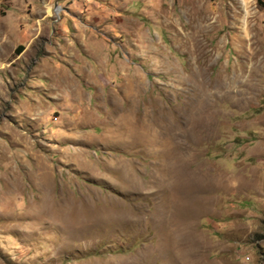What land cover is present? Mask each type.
<instances>
[{
  "label": "rangeland",
  "instance_id": "rangeland-1",
  "mask_svg": "<svg viewBox=\"0 0 264 264\" xmlns=\"http://www.w3.org/2000/svg\"><path fill=\"white\" fill-rule=\"evenodd\" d=\"M0 264H264V0H0Z\"/></svg>",
  "mask_w": 264,
  "mask_h": 264
},
{
  "label": "bare ground",
  "instance_id": "bare-ground-1",
  "mask_svg": "<svg viewBox=\"0 0 264 264\" xmlns=\"http://www.w3.org/2000/svg\"><path fill=\"white\" fill-rule=\"evenodd\" d=\"M197 112H198V111H197ZM193 115H194V114H193ZM193 118H194V117H193ZM188 120H189V119H188ZM192 120H193V119H192ZM206 120H207V119H206ZM207 122H209V121H207ZM193 128H194V127H193ZM185 130H186V128H185ZM187 130H188V129H187ZM182 131H183V130H182ZM187 132H188V131H187ZM190 134H191V133H190ZM181 135H182V134H181ZM181 135H180V136H181ZM171 136H172V135H171ZM174 136L177 138L179 135L176 134V135H174ZM180 136H179V137H180ZM182 136H183V135H182ZM166 137H167V139H168V138H171L169 134H167ZM183 139H184V137H183ZM181 141H182V140H181ZM172 144H173V142H172ZM174 145H175V144H174ZM169 150H170V149H169ZM174 151H175V150H170L168 154L172 155V154L174 153ZM176 151H177V150H176ZM176 151H175V153H177ZM179 151H180V150H179ZM179 151H178V153H179ZM180 153H181V152H180ZM177 156H178V155H177ZM183 156H184V155H183ZM186 156H187V155H186ZM172 158H173V157H172ZM176 158H177V157H176ZM178 159H179V158H178ZM172 160H173V159H172ZM175 160H176V159H175ZM186 160H188V158H187ZM173 161H174V160H173ZM175 162H176V161H175ZM185 162H186V161H185ZM182 164H183V163H182ZM176 165H177V162H176ZM180 165H181V164H180ZM184 165H185V164H184ZM181 166H182V165H181ZM178 169H179V167H178ZM178 169H177V170H178ZM175 170H176V169H175ZM194 175H195V174H194ZM179 176H180V175H179ZM177 178H178V177H177ZM197 178H198V177H197ZM202 178H203L202 180H207V177H202ZM194 179H195V178H194ZM199 179H200V178H199ZM190 181H191V180H190ZM192 182H193V181H192ZM200 182H201V181H200ZM208 182H209V180H208ZM210 183H211V182H210Z\"/></svg>",
  "mask_w": 264,
  "mask_h": 264
},
{
  "label": "trees",
  "instance_id": "trees-1",
  "mask_svg": "<svg viewBox=\"0 0 264 264\" xmlns=\"http://www.w3.org/2000/svg\"><path fill=\"white\" fill-rule=\"evenodd\" d=\"M22 48H23V47H22V46H20V49H19V50H22Z\"/></svg>",
  "mask_w": 264,
  "mask_h": 264
}]
</instances>
